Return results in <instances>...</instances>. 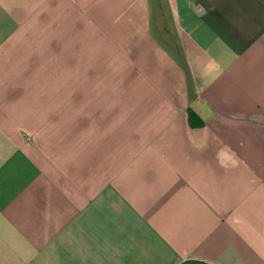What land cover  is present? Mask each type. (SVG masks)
<instances>
[{"label": "crops", "instance_id": "1", "mask_svg": "<svg viewBox=\"0 0 264 264\" xmlns=\"http://www.w3.org/2000/svg\"><path fill=\"white\" fill-rule=\"evenodd\" d=\"M264 264V0H0V264Z\"/></svg>", "mask_w": 264, "mask_h": 264}, {"label": "water", "instance_id": "2", "mask_svg": "<svg viewBox=\"0 0 264 264\" xmlns=\"http://www.w3.org/2000/svg\"><path fill=\"white\" fill-rule=\"evenodd\" d=\"M177 264H211V263L195 258H185L180 260Z\"/></svg>", "mask_w": 264, "mask_h": 264}]
</instances>
